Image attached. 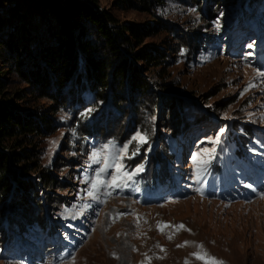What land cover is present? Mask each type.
Listing matches in <instances>:
<instances>
[{
	"label": "rangeland",
	"instance_id": "obj_1",
	"mask_svg": "<svg viewBox=\"0 0 264 264\" xmlns=\"http://www.w3.org/2000/svg\"><path fill=\"white\" fill-rule=\"evenodd\" d=\"M95 1L119 24L148 30L125 54L146 92L125 82L117 99L79 90L61 103L0 62L24 115L49 122L30 137L29 206L16 183L0 204V264H204L193 255L201 251L223 264H264V0H166L150 13ZM148 47L162 65L134 59ZM204 149L197 178L192 156ZM105 161L143 170L120 188L100 185L93 199L91 182L117 175L100 173Z\"/></svg>",
	"mask_w": 264,
	"mask_h": 264
},
{
	"label": "trees",
	"instance_id": "obj_2",
	"mask_svg": "<svg viewBox=\"0 0 264 264\" xmlns=\"http://www.w3.org/2000/svg\"><path fill=\"white\" fill-rule=\"evenodd\" d=\"M165 1L126 0L124 5L150 13ZM13 2V8L0 14V62L10 60L18 77L42 97L62 103L66 96L76 98L79 90H86L101 99L110 90L117 99L116 92L125 82L132 93L145 94L148 84L125 54L134 53L148 30L119 24L95 0H31L23 10L19 0H0V8ZM134 59L157 67L163 63L152 47ZM14 96L8 94L0 72V204L16 183L27 209L33 184L22 177L37 167L34 151L29 150L30 137L39 136L49 122L43 115L35 120L24 115ZM40 180L48 183L46 178Z\"/></svg>",
	"mask_w": 264,
	"mask_h": 264
},
{
	"label": "snow or ice",
	"instance_id": "obj_3",
	"mask_svg": "<svg viewBox=\"0 0 264 264\" xmlns=\"http://www.w3.org/2000/svg\"><path fill=\"white\" fill-rule=\"evenodd\" d=\"M257 75L264 76V73L257 71ZM133 139L135 141H137L139 144H144L147 142L146 136H143L140 134H137V136L133 137ZM216 142H218V138H217ZM138 151H139V149L137 148L135 151H133L131 153V155L132 156L136 155ZM119 152L122 153L123 156H128L129 155L128 145H125L124 147L120 148ZM207 153H208V149H204L203 152H196L192 156V161L197 166V171H196L197 178H199L200 171H201L200 165L208 163L207 160L202 159L203 155H205ZM93 160H94V162H97V163L100 162V156L98 153H93ZM108 168H114L117 175L111 176L109 180L97 179L96 181L91 182V189L87 191V195L92 197L93 199H98V197L96 196V191H98L100 185H105L107 187H112V188H120L123 186V181L125 180V178H127L128 180H131L132 176H134L139 171L143 170L142 167H138L133 172H128L124 169L122 164H119V163L109 164V163H107V161H105V167L100 169V173L106 172V170ZM85 182L88 183L89 181L86 180ZM107 194L109 196L112 195L111 192H109ZM119 215H123V214H117V218L119 217ZM168 227H175L177 230L185 229V226L182 224L178 225V226H173V225H169V224L158 225V228L161 232H163L164 229L168 228ZM171 238L172 237L169 236V239H171ZM187 244H188V242H185V245H187ZM185 245H178V247H182ZM199 247L201 249H203L202 245H200ZM193 255L197 259L204 261V264H223L222 261L217 260L215 257H210L207 253H205L203 251L193 253ZM186 264H187V262H186Z\"/></svg>",
	"mask_w": 264,
	"mask_h": 264
}]
</instances>
